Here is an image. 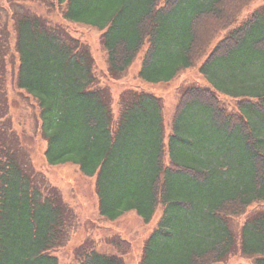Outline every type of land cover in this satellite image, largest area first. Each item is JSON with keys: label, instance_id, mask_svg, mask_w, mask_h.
<instances>
[{"label": "trees", "instance_id": "16d2710c", "mask_svg": "<svg viewBox=\"0 0 264 264\" xmlns=\"http://www.w3.org/2000/svg\"><path fill=\"white\" fill-rule=\"evenodd\" d=\"M5 1L12 7L26 0ZM253 1L58 3L64 17L102 31L111 78H120L147 43L141 77L170 82ZM9 14L16 85L39 108L47 163L71 162L96 176L100 213L109 220L134 210L149 222L162 206L140 264H213L237 253L264 264V210L249 214L238 229L232 223L264 203V7L209 53L199 69L210 85L186 87L169 132L161 98L127 90L115 120L90 47L35 12ZM8 32L7 23L0 24V264H59L53 252L68 240L75 215L58 188L40 181L6 119ZM219 92L234 99L232 110ZM77 258L79 264H126L89 245L78 248Z\"/></svg>", "mask_w": 264, "mask_h": 264}, {"label": "rangeland", "instance_id": "374dc122", "mask_svg": "<svg viewBox=\"0 0 264 264\" xmlns=\"http://www.w3.org/2000/svg\"><path fill=\"white\" fill-rule=\"evenodd\" d=\"M22 3V6L12 4L10 7L7 1H0V24L7 23L10 31L8 33L11 35L5 87L8 92L9 105L6 119L11 123L15 135L19 137L29 151L33 166L40 172V181L45 180L46 184L58 188L64 201L74 211L75 219H73L68 240L53 253L58 257L59 264H79L78 248L89 245L100 253L122 256L126 264H140L143 245L157 227L163 213L162 206L157 208L149 222H144L134 210L125 212L116 220H109L100 213L99 198L96 192V176L84 174L78 165L71 162L57 165L47 163L45 158L47 143L40 133L39 108L35 100L24 91L19 90L16 85L15 78L18 65L14 47L16 34L13 18L8 16V11L10 14L12 11L18 14L26 11L35 12L52 25L64 27L72 36L90 47L96 62L95 74L98 84L109 88L112 94L115 120L119 115L121 95L125 91H145L162 99L165 127L166 131L169 132L172 114L178 98L186 87L191 85L208 87L210 85L200 72V65L229 31L241 25L256 9L264 7V0H254L233 24L214 38L193 67L181 71L170 82H150L141 77L140 71L147 43L141 48L134 61L120 78H111L108 73L107 51L101 42V30L64 17L63 6L58 3V0H26ZM218 95L223 105L228 110H232L235 103L234 99L220 92ZM261 209L264 210V203H256L248 207L244 214L234 217L232 221L234 228L238 229L249 214ZM213 264H254V257L237 253L226 260Z\"/></svg>", "mask_w": 264, "mask_h": 264}]
</instances>
